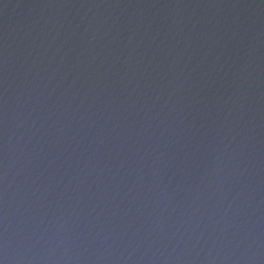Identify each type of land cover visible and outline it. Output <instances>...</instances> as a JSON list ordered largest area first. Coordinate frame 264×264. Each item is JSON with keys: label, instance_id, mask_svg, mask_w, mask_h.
<instances>
[{"label": "water", "instance_id": "95a60500", "mask_svg": "<svg viewBox=\"0 0 264 264\" xmlns=\"http://www.w3.org/2000/svg\"><path fill=\"white\" fill-rule=\"evenodd\" d=\"M0 264H264V0H0Z\"/></svg>", "mask_w": 264, "mask_h": 264}]
</instances>
